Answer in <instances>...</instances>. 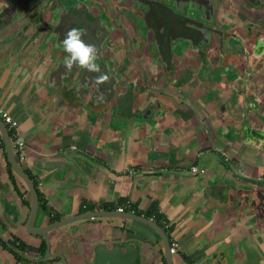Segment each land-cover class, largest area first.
<instances>
[{
	"label": "crops",
	"instance_id": "obj_1",
	"mask_svg": "<svg viewBox=\"0 0 264 264\" xmlns=\"http://www.w3.org/2000/svg\"><path fill=\"white\" fill-rule=\"evenodd\" d=\"M57 1L0 0V109L18 124L24 160L14 157L38 194L30 227V193L10 172L0 135V264H62L58 255L93 264L101 245L133 247V264H167L161 237L136 219L55 228L51 256L33 232L119 207L177 244L172 264H264V47L255 38L264 39V0H213L234 34L168 59L138 50L134 10L132 22L114 24L104 1ZM80 14L92 21L85 41L97 46L98 74L62 66L59 42ZM21 30L26 50L6 40ZM102 73L110 80L97 89L90 75ZM114 89L132 91L130 109ZM9 242L24 246L18 257Z\"/></svg>",
	"mask_w": 264,
	"mask_h": 264
},
{
	"label": "flooded vegetation",
	"instance_id": "obj_2",
	"mask_svg": "<svg viewBox=\"0 0 264 264\" xmlns=\"http://www.w3.org/2000/svg\"><path fill=\"white\" fill-rule=\"evenodd\" d=\"M99 1H108L109 11L112 13L115 11L114 24H120V17L123 20L127 18L122 14L123 12L130 15L129 19L132 22L131 14L134 6L130 4V0ZM149 2L152 5L147 3L146 6L142 5L140 7L142 11L134 10L136 12L134 15L138 18L136 21L139 23H136L138 26L134 32L139 34L138 50L145 48L149 53L157 54L160 59H168L170 54L172 56L176 51L189 54L198 47L204 48L206 40H212L215 36L220 40L228 39L234 34L232 22L230 20L225 22L224 16L222 17L224 26L212 24L218 23L220 19L217 12L218 5L213 0H150ZM221 6L225 10V5ZM125 24L128 27L132 25L129 21H125ZM113 26L115 25L111 26L110 32H114ZM123 30L126 37L130 38L129 30L126 27Z\"/></svg>",
	"mask_w": 264,
	"mask_h": 264
},
{
	"label": "water",
	"instance_id": "obj_3",
	"mask_svg": "<svg viewBox=\"0 0 264 264\" xmlns=\"http://www.w3.org/2000/svg\"><path fill=\"white\" fill-rule=\"evenodd\" d=\"M67 1L70 2L72 0H64V2H62L61 0H58L56 2V6L60 7V8H62V7L66 8V2ZM130 1H131V4L134 6L133 10H138V11H142V9H140V7H142V5L146 6L147 4L148 5L151 4V2H149L150 0H130ZM74 3H76V2H74ZM105 3H108V1H105ZM72 7H73V5L70 6V8H68V7L67 8L70 10V9H72ZM118 12H119V10H118ZM110 14L112 15L113 19L115 20V17H114L115 11H113V13L110 12ZM122 14H124L127 17L126 19L130 18L129 14H127L125 12H123ZM78 18H79V22H78V25H76V26L87 32V35L84 37V39L86 40V37L90 38L89 34H90L91 29H92V27H89V25L86 27V23L88 22L87 24H92V21H90L87 16L82 15V14H80ZM85 21H87V22H85ZM93 21H95V20H93ZM99 21H100V18H98V22ZM212 24H214V23H212ZM216 25L217 26L218 25L224 26L223 20L220 18L218 23H216ZM244 27H245V25H244ZM244 27H243V29H244ZM74 28H76V27H74ZM22 30L16 31V34L13 36L11 35V37H9V38L7 37L6 38L7 42H10V41L13 42L15 40H19L20 36L23 33ZM259 34H260V32H259ZM259 34L255 35V38L259 39V41H261V43H262V46L264 47V39H262ZM101 37L102 38L104 37L103 33H101ZM8 40H10V41H8ZM2 42H3V40H2ZM30 44H31V41L28 40L27 36L22 37V39H20V43H19L20 47L19 48L26 50V47L30 46ZM258 46H260V43H258ZM112 93H114L113 94L114 96H117V99L120 100L123 105L127 104L128 109L131 108V105L133 102L132 91H124L123 93H120V91H119L117 94V93H115V89H114V91ZM127 108L125 107L124 109H127ZM124 109H122V111L125 112L126 110H124ZM0 135H1V138H2V141L4 144V149L6 152L7 160L11 166V169L13 170V172L15 174H17L24 181V183H25V185H26V187L30 193L31 205H30V215H29L28 225L30 227H32L34 219H35L36 211H37V205H38L37 190H36L33 182L28 177V175L17 164L15 157H14L12 145H11V138L9 136V133L7 131L6 126L4 125V123L1 120H0ZM104 216H112V217L119 216V217H123V218L136 219V220H139V221L145 223L146 225H149L150 227H152L158 233V235L161 237V239L164 243L166 263L172 264V257H171V254L169 252V246L170 245H169L168 238L166 237V234L164 233V231L154 222H152V221H150V220H148L142 216H137V215L132 214V213H126V212L125 213H123V212L119 213V212H113V211L87 212V213H83L81 215H77V216H74V217H71L68 219L66 218V219L59 220V221L54 222V223H52V224H50V225H48L42 229H37L36 231L34 230L33 232L43 236V238L46 242L47 254L49 256H51V254L49 253L50 243H49V239H48V232H50L51 230H53L55 228L61 227L63 225L70 224L74 221H78V220H82V219H93L96 217H104ZM124 249H125L124 252H122L120 246H113L110 249L107 247H104L103 245L96 247L94 250L93 264H133L134 257H135V252H134L135 250L133 249V247H130V246L124 247ZM57 257L61 259L62 264H66V261H65L63 256L58 255Z\"/></svg>",
	"mask_w": 264,
	"mask_h": 264
},
{
	"label": "clouds",
	"instance_id": "obj_4",
	"mask_svg": "<svg viewBox=\"0 0 264 264\" xmlns=\"http://www.w3.org/2000/svg\"><path fill=\"white\" fill-rule=\"evenodd\" d=\"M87 35L85 30L79 27L70 28L64 36V39L59 42L65 53L63 68L66 74H69L75 68L84 70L89 74L101 73L98 59L97 46L92 42H86L84 37ZM110 77L106 73L99 75H90V83L97 89L101 85L106 84Z\"/></svg>",
	"mask_w": 264,
	"mask_h": 264
},
{
	"label": "built area",
	"instance_id": "obj_5",
	"mask_svg": "<svg viewBox=\"0 0 264 264\" xmlns=\"http://www.w3.org/2000/svg\"><path fill=\"white\" fill-rule=\"evenodd\" d=\"M0 119L4 123L7 128V131L11 138V145L14 154L16 155L18 161L22 162L24 160V148H25V141L23 137L18 132V124L17 122L4 110L0 109ZM191 170L193 172L196 171V167H192ZM118 212H123L124 208L119 207L117 208ZM177 249L176 243H170V252L171 254L175 253Z\"/></svg>",
	"mask_w": 264,
	"mask_h": 264
},
{
	"label": "trees",
	"instance_id": "obj_6",
	"mask_svg": "<svg viewBox=\"0 0 264 264\" xmlns=\"http://www.w3.org/2000/svg\"><path fill=\"white\" fill-rule=\"evenodd\" d=\"M8 168H9V170H10V172H11V168H10V166H8ZM39 202H40V199H39ZM44 208V210H46L47 211V209L45 208V207H43ZM59 219V217H55V216H53L52 218H51V221L53 222V221H57ZM4 246H10L11 247V250L17 255V257H18V254L16 253V251L18 250V251H22L23 249H24V246L23 245H21V246H16V243L15 242H9V243H7L6 245H4ZM40 251V253H41V255H43L44 254V251H45V243L43 244V246H42V248L39 250Z\"/></svg>",
	"mask_w": 264,
	"mask_h": 264
}]
</instances>
